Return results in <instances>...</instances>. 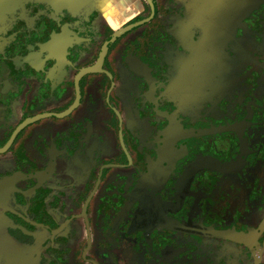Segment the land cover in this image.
Returning <instances> with one entry per match:
<instances>
[{
  "label": "flooded vegetation",
  "instance_id": "af4514ba",
  "mask_svg": "<svg viewBox=\"0 0 264 264\" xmlns=\"http://www.w3.org/2000/svg\"><path fill=\"white\" fill-rule=\"evenodd\" d=\"M0 264H264V0H0Z\"/></svg>",
  "mask_w": 264,
  "mask_h": 264
}]
</instances>
